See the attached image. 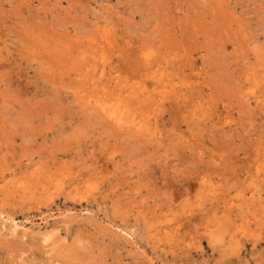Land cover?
<instances>
[{"label": "rangeland", "instance_id": "rangeland-1", "mask_svg": "<svg viewBox=\"0 0 264 264\" xmlns=\"http://www.w3.org/2000/svg\"><path fill=\"white\" fill-rule=\"evenodd\" d=\"M0 264H264V0H0Z\"/></svg>", "mask_w": 264, "mask_h": 264}]
</instances>
